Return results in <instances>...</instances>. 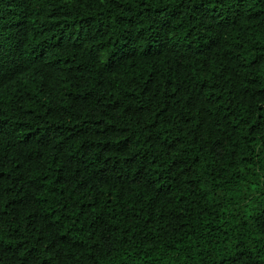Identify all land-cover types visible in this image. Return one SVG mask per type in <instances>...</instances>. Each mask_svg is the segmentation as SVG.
<instances>
[{
  "label": "trees",
  "instance_id": "trees-1",
  "mask_svg": "<svg viewBox=\"0 0 264 264\" xmlns=\"http://www.w3.org/2000/svg\"><path fill=\"white\" fill-rule=\"evenodd\" d=\"M0 264H264V0H0Z\"/></svg>",
  "mask_w": 264,
  "mask_h": 264
}]
</instances>
